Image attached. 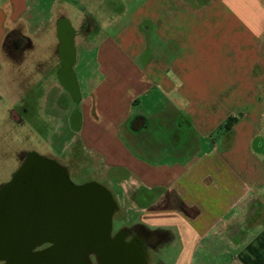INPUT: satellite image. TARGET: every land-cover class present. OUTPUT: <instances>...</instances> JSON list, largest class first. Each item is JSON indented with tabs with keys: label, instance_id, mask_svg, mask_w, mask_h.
Masks as SVG:
<instances>
[{
	"label": "crops",
	"instance_id": "0c3cea01",
	"mask_svg": "<svg viewBox=\"0 0 264 264\" xmlns=\"http://www.w3.org/2000/svg\"><path fill=\"white\" fill-rule=\"evenodd\" d=\"M83 1L80 37L76 0H0V78L59 70L66 25L75 62L95 52L77 137L154 239L146 264H264V0Z\"/></svg>",
	"mask_w": 264,
	"mask_h": 264
},
{
	"label": "water",
	"instance_id": "95a60500",
	"mask_svg": "<svg viewBox=\"0 0 264 264\" xmlns=\"http://www.w3.org/2000/svg\"><path fill=\"white\" fill-rule=\"evenodd\" d=\"M60 40L59 79L75 91L73 32L66 25H61ZM5 192L7 202L0 204V261L9 258L14 264H33L28 251L45 243L61 248L43 251L40 264L45 260L92 264L91 253L107 257L118 205L104 186H76L57 163L31 154Z\"/></svg>",
	"mask_w": 264,
	"mask_h": 264
},
{
	"label": "flooded vegetation",
	"instance_id": "af4514ba",
	"mask_svg": "<svg viewBox=\"0 0 264 264\" xmlns=\"http://www.w3.org/2000/svg\"><path fill=\"white\" fill-rule=\"evenodd\" d=\"M10 43L15 51L19 52L21 49H23L22 39L17 35L11 36ZM61 66L62 62L60 64V69ZM60 69L56 70V80L50 83L48 92H43L44 87L48 86L46 85L48 84L46 83L47 79H49L48 75L50 76V72L47 70L43 71L44 73H37V75L35 74V77L33 78L31 77L32 75L25 76L23 73H16L12 76H4L3 78H0V106L6 104L9 106V108H6L5 111L0 109V111L6 113V117L3 119L0 118L1 156L6 157V161L8 163H11L13 160H15L19 165L17 171L23 165H25L31 154H37L53 163H57L68 173L69 178L72 174L69 164H64L61 162L60 156L56 158L54 154L49 151V149L45 148V152L40 153L34 148H23V146L18 144L20 141H27L28 136L33 134L34 137L40 140V144L45 143L47 146L54 148V122L57 123L58 120V117L54 116V86L58 87L60 85L63 89L62 93H67L80 107L81 92L75 73L73 80L76 84V90L72 91L61 83L59 79ZM11 85L13 87H11ZM41 101H43L44 104H42L43 102L41 103ZM80 116L81 110L79 108V111L77 109L72 110L68 117L69 129L71 131H75V133L72 132L74 136L72 139V160L74 162H76V160L79 161L85 159L84 154L89 153L84 149L81 141L77 137V127ZM1 124L5 127L2 128ZM3 134L5 135L2 136ZM10 141L12 142V145H10ZM8 143L9 145L3 150L4 145ZM17 171L11 173V179L9 181L0 183L1 205H5L7 202V193L5 191ZM109 177H111V175ZM109 181H111V178ZM89 183L98 182L94 181ZM153 241L154 239L152 236L148 235L143 230L137 228H125L118 234L111 236L109 248H106L107 257L104 255H102V257L97 256L95 253H91L89 257L92 264H140L142 262L143 264H146V254L154 246ZM52 245L53 244L51 243H45L31 248L27 254L33 259V264H39V257L41 253L44 250L50 248L53 249ZM25 263L22 261L19 264ZM0 264L14 263L8 258L0 261Z\"/></svg>",
	"mask_w": 264,
	"mask_h": 264
},
{
	"label": "rangeland",
	"instance_id": "374dc122",
	"mask_svg": "<svg viewBox=\"0 0 264 264\" xmlns=\"http://www.w3.org/2000/svg\"><path fill=\"white\" fill-rule=\"evenodd\" d=\"M104 5L103 7H117V9L123 7V0H103L101 1ZM87 3H85L83 0H76L75 7H71V12L69 13V18L71 19L74 28H76L79 32L77 34L82 37L84 36L81 34L80 31V20L82 17V10H85V7H87ZM115 5V6H114ZM83 6V7H82ZM99 16L96 15V19L98 20ZM89 39H93V42L98 43L101 39V37H98L96 33L91 32ZM47 62H43L42 68L43 71L47 70L50 72V76L48 75L49 79H47L48 86L44 87L43 92L49 91L50 83L55 79L56 76V70L58 67V57L56 54H54V59L46 60ZM34 65V64H33ZM27 67H29V64H27ZM95 52L94 50H91L88 54L87 52L83 53V49L77 48L76 49V62L73 66L74 73L76 76V79L78 81V84L80 86V92L82 89H84V81L88 77V72L90 74L95 72ZM39 71H42L39 66ZM38 71V72H39ZM39 73H44V72ZM92 75L96 76V72ZM32 78L35 77V75L32 74ZM60 90H59V88ZM58 87L54 86V116L58 117L57 123L54 122V148L51 146H47L45 143L40 144V140H38L34 135L28 136V140L23 142L20 141L18 143L20 146H23V148H34L38 150L40 153L45 152L46 149H49V151L54 154L56 158L60 156L61 162L64 164H69L72 174L70 175V179L72 183L76 186H81L89 182H98L100 185L104 186L113 196L115 199L118 207L120 208L119 211H116L113 217V224H112V235L118 234L120 231H122L125 228L132 229L135 224H132L131 215L129 210L125 211V207H123V199L121 196V192L117 189L116 186H114L110 181V174H106V170L102 167H100V163L98 158H95V156H92L91 154H84L85 159L79 160L74 162L72 160V139L74 138L73 133L75 131H71L69 129V122L68 117L69 114L72 112V110H78L79 111V105L76 104L72 98L67 93H62V88L59 85ZM264 100V96L263 99ZM43 101H41L42 103ZM44 104V102L42 103ZM42 106V105H41ZM49 107V106H47ZM6 108H9L8 104L0 106V109L5 111ZM0 118H4L5 112L0 111ZM9 123V122H8ZM8 126V124H7ZM1 127L4 128L5 126L1 124ZM3 134L2 136H4ZM71 142V143H70ZM7 143V142H6ZM10 145H12V142H9ZM5 144L3 150L6 146L9 145ZM46 148V149H45ZM12 150V149H11ZM11 153V152H10ZM5 156V155H4ZM19 165L15 160H13L11 163H8L6 161V157L1 156V149H0V183L4 181H9L11 179V173H14V171H17ZM170 246V245H169ZM172 249H175V246L171 244ZM173 251V250H172ZM173 255V254H172ZM98 261V260H97ZM40 264V263H39ZM42 264H51L50 261H43ZM55 264V263H54Z\"/></svg>",
	"mask_w": 264,
	"mask_h": 264
},
{
	"label": "trees",
	"instance_id": "16d2710c",
	"mask_svg": "<svg viewBox=\"0 0 264 264\" xmlns=\"http://www.w3.org/2000/svg\"><path fill=\"white\" fill-rule=\"evenodd\" d=\"M114 200H115V199H114ZM52 247H53L54 250H56V249H58V248H61L60 245H58V244H53ZM50 249H51V248H50ZM44 251H45V250H44Z\"/></svg>",
	"mask_w": 264,
	"mask_h": 264
}]
</instances>
